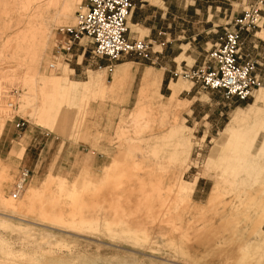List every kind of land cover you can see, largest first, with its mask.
<instances>
[{
	"label": "rangeland",
	"instance_id": "obj_1",
	"mask_svg": "<svg viewBox=\"0 0 264 264\" xmlns=\"http://www.w3.org/2000/svg\"><path fill=\"white\" fill-rule=\"evenodd\" d=\"M65 1L67 0H48L26 9L20 0H0V101H3L0 105L4 109H9L6 105L12 97H15L17 102L15 109L7 112L6 116L0 114V174L5 168L8 173L10 171V180L3 187L2 195L6 199L11 198V189L23 167L28 168L30 174L22 193L12 199L15 204L25 200L27 188L30 185L41 190L42 185L50 176L62 177L69 185L79 179L83 182L80 184V191L81 189L92 191L90 196L84 195L86 202H84L83 209L86 210H81V212L82 215L85 214V218L104 216L112 220L114 216L112 209L115 206L113 207L112 204L108 206L103 199L108 197L105 193L114 191L115 195L120 196L119 200H124H122L123 203L122 201L119 203L127 215L124 220L130 226L129 228L145 229L149 233L148 236L152 237H149L151 239L149 244L140 243L139 245L133 241L134 244L131 239L107 237L102 226L94 231L90 230L91 233L89 230H82L79 233L78 228L75 229L79 232L73 228L68 230L56 224L54 226V224L40 223L37 212L25 211L10 218L0 214V248L1 243H5V246L9 244L10 247L6 246L5 250L9 249L14 253H29L36 250L35 253L32 251L33 254L29 253L32 260H29L27 264H40L39 250L45 251L46 248L56 257L58 255L65 260L72 257L70 260L75 264H91V260L92 264H186L187 262L190 264L187 258L190 255L211 264H246V259L241 257L239 251V246L245 243L249 245L247 252L251 255L256 253L257 245L261 248L259 254L264 255V243H262L264 242V191L258 190L257 182L252 184L253 180L248 178V174L252 172L248 167L252 165L246 164L247 169L240 168L244 164L239 165L229 157L230 145L223 147L221 145L222 131L226 126L232 123L235 127L249 124L243 120H241L243 122H235L233 120L235 112L238 110L248 112L250 109L264 111V59L261 55H256V59L262 62L260 64L253 57L255 53L249 43L251 36H247L248 33L253 34L263 25L262 12L258 27L245 32L241 40L242 57L256 61L255 71L260 78L262 88L254 91V95L244 101L233 100L227 103L218 93L192 84L179 73L182 69L198 64L204 58L210 43L205 44L206 40L200 34L195 35L199 27L191 29L189 34L175 33L174 21L172 22L173 30L167 36V42L165 36L145 37L140 33V38L156 40L155 43L151 42L150 49L153 52V59L157 58L152 63L151 60L132 54L122 55L119 61H130L131 63V70L126 72L122 78L121 75L120 77L116 74L112 75L114 69L113 71L96 69L95 66L89 64L88 53L81 58L77 57L76 50L73 51L69 62L64 61L62 57L59 59V70L49 69L48 63L54 49L56 28L72 23L76 11L81 7L80 0L71 8L69 17L60 19L56 17V11ZM257 1L247 3L245 0H232L233 17ZM219 4L218 0H215L214 5ZM171 6L174 10L175 5ZM189 24L190 27L193 26V23ZM199 25H203V22ZM134 30L135 28L129 25L130 38L138 36L135 35ZM263 33H257V35L264 37ZM163 40H165V45L161 48L158 44H163ZM156 70L160 73L161 82L153 72H149ZM70 82L76 84L71 89L75 91L73 93L75 96L72 94L62 100L58 95L59 87L57 86L62 85L64 90ZM175 90H179L176 101H168L167 98H170ZM260 92L263 93V97L258 99ZM143 101L148 102L152 109H159L160 104L167 106V114L162 116L159 110H156L157 112L154 110L150 115L152 117H147L148 120L153 121L143 130L140 139H136L132 132L118 139V128L122 125L130 126V114L136 105ZM221 111L223 114H220ZM18 121L23 122L20 127L15 126ZM171 127H178L179 133L176 137L168 139L169 142L168 140L163 142L172 144L178 137L183 138L182 141L180 138L182 156L176 162L170 160L169 168L163 173H157L160 172L157 168L158 175L148 176L150 166L159 157L164 156L167 147H163L161 138L169 132ZM262 138L261 134L253 153L256 152ZM118 150L123 152L120 163L127 172V176L124 175L126 177L122 179L116 178V170L108 181L89 184L87 175L100 180L102 172L106 166L111 164ZM188 150L189 153H187ZM187 154L190 155L187 156ZM132 161L140 163L139 170L131 168ZM231 163L237 171L224 172V168L229 167ZM258 163L264 167V157ZM234 173L237 177H234ZM173 175L179 179L178 182L184 185L185 189L179 195L180 201L176 203H174V200H177L176 196L169 193L170 222L167 223V216L165 214L163 216L161 209L160 218L163 221L156 222L159 223L158 225L155 222L150 223L151 220L146 218V213L144 215L145 210L143 213L138 209L135 210L138 206L136 202L139 197L138 192L139 190L149 191L150 183L157 182V179L162 180V184L168 186L171 183L170 176ZM232 181L236 183L231 184ZM258 181L264 182V168ZM215 185L219 186L223 196L215 200L205 214L200 216L191 213L189 210L191 208L184 210V204L188 200L190 205L205 206ZM48 186L44 188L46 193L42 196V200H45V207L53 209V212L51 210L50 212L55 214L57 208L56 213H59L61 206L60 212L63 218L68 221L72 220L70 217L75 207L68 200H65L66 203L62 205L61 203L51 205L48 199L53 193L50 194V192L56 193L58 189L54 183ZM239 194L241 195L240 200L238 199ZM126 196L131 202H125L124 197ZM99 198L100 200H97ZM113 204H116V207L118 205L116 202ZM102 205L103 211L97 209ZM93 207H96V210ZM35 208H38L37 204ZM233 209L235 218L232 213ZM256 211L259 217L248 219V216ZM6 220L13 224V228L2 224ZM20 227L24 230L18 229ZM32 230L34 234L31 233ZM25 234H29L30 240L27 235L24 236ZM61 236L64 242L61 241L62 238L60 240ZM223 238H228L229 242L224 240V243L221 240ZM22 241L24 244H21ZM217 241L223 247L222 249L218 244L216 245L219 247H215ZM54 243L59 246H55ZM183 243L186 248L182 246ZM195 244H198L196 246L199 248ZM210 245H214V249L218 248L217 251L213 250L216 251L215 254L212 251L210 254L207 253L208 255L202 252ZM191 249L194 250L195 255L193 252L191 254ZM183 254L187 255L185 259ZM36 255L39 258L35 257ZM32 256H34V261ZM77 259H80L82 263ZM246 261L247 264H255L250 258Z\"/></svg>",
	"mask_w": 264,
	"mask_h": 264
},
{
	"label": "bare ground",
	"instance_id": "obj_2",
	"mask_svg": "<svg viewBox=\"0 0 264 264\" xmlns=\"http://www.w3.org/2000/svg\"><path fill=\"white\" fill-rule=\"evenodd\" d=\"M45 1H48V0H20L21 3L24 4V7L26 9H29L30 6L32 5H37V4H40V3H43ZM80 0H67L65 2H62L60 4V7L59 9L56 11L57 15L56 17L58 16L60 19H66L67 17H69V14L71 12V8L73 7V5L77 2H79ZM57 2V1H56ZM54 3V2H53ZM31 9V8H30ZM55 18V16H54ZM54 20V19H53ZM44 36H46V34H44ZM101 70H104V69H101ZM106 70V69H105ZM94 82V81H93ZM76 84H73L72 82H70V85H68V87H66L64 90L62 89V85L61 86H57L59 87L58 88V95L59 97L62 99V100H65L66 97L68 96H72V94L75 92L74 90L72 91V87H75ZM84 87H85V84H83ZM87 88V86H86ZM90 88V86H89ZM262 86H260L259 88H257L255 90V92L259 89H261ZM85 89V88H84ZM88 89V88H87ZM179 90H175L172 94V96L170 98H167L168 101H176V97H177V94ZM263 91V90H262ZM148 92V91H147ZM254 92V93H255ZM75 96V94H73ZM254 95V94H253ZM252 95V96H253ZM263 97V93L260 92L259 95H258V99H261ZM10 101H14L17 105V102H16V99L15 97H12ZM3 103V101L1 102L0 101V104ZM7 106V105H6ZM5 107V106H4ZM65 107V106H64ZM68 108V106H67ZM7 109V110H6ZM2 108V106L0 105V114L2 115H5L7 114V112H9L10 110H14V108L12 109H8V108ZM50 109H52L50 107ZM148 109V110H147ZM46 110V109H45ZM158 111L159 113H161V115L165 116L167 114V111H168V107L165 106V105H162L160 104L159 105V109H152L151 105L148 103V102H139L134 111L130 114L131 116V120H130V126L129 127H125V126H120L118 128V133H117V137L118 139H122L124 137L127 136V133L129 132H132L134 134V136L137 138H141L142 136V133H143V130L145 128H147L151 122L153 120H148L147 117L150 116L152 114L153 111ZM5 111V113H4ZM50 111V110H49ZM156 111V112H157ZM47 112V111H46ZM12 113V112H11ZM169 114V113H168ZM156 115V114H155ZM6 116V115H5ZM160 116V114H159ZM174 116V115H173ZM152 117V116H150ZM154 118V117H153ZM178 118V117H177ZM156 120V119H154ZM235 122H238V121H247L249 124L248 125H245V126H241V127H235V125L232 123V124H227L228 126H226V128L222 131V139H221V145L222 147L225 146V145H230V155L229 157L233 160V162H236L238 163L239 165L241 164H244V166L240 167V168H245L247 169V165L246 164H250L252 165L251 167H248V169H251L252 172L250 174H248V178H251L253 181H252V184H255L257 182L258 184V190L260 191H264V182H259V177L260 175L262 174L263 172V166H261V163H258L259 161H261L264 157V111H260V110H254V109H250L248 112H243L241 110H238L237 112H235V117L233 119ZM241 121V122H243ZM177 122V121H176ZM172 125V123H171ZM176 127V125L174 126ZM174 127H171L169 132H167L166 135H164L161 139V141L163 142L164 140H170V138H173V137H176L177 134L179 133V128H174ZM181 134V133H180ZM263 135V138L260 142V145L258 146L257 150L255 153H253L252 151L255 149V145L256 143L258 142V139L260 137V135ZM179 136V135H178ZM182 136V135H181ZM181 138V137H180ZM180 138L178 137V139L176 140L175 138V142L170 144V143H164L163 142V147H167L165 153H164V156L162 155L161 157H159V159H157L156 161H154V163L150 166L149 168V172L148 173V176L149 175H153L154 174H157V173H163L164 171H166L168 168H169V161L172 160V161H177L181 158L182 156V150H181V142H180ZM183 138H181V141H182ZM160 140V139H159ZM168 140V142H169ZM167 142V141H166ZM161 144V143H160ZM126 145V144H125ZM161 147V146H160ZM122 148V147H121ZM130 148V147H129ZM121 150V149H120ZM118 150L115 154V156L113 157V160L111 162V164L109 166H106L105 170L102 172V177L100 178V180L98 181L97 178H93V177H90L89 175L87 179V182L89 181L91 183H103V182H106L109 180V178L114 175L113 173L116 172L117 170V173H115L116 175V178L118 179H122L124 177L127 176V172H125V169H123L121 167V164L120 163V160H121V156L123 154L122 151ZM187 153H189V150L187 151ZM163 154V153H162ZM190 155V154H189ZM187 154V156H189ZM186 156V157H187ZM124 157V156H123ZM167 158V160H166ZM188 158V157H187ZM123 159V158H122ZM232 162V163H233ZM230 164L229 167H225L224 168V172H230L231 171H237L236 168H234L235 166L233 164ZM256 165L255 167H257L255 169V167L253 165ZM131 165V164H130ZM238 165V166H239ZM125 168V167H124ZM131 168L133 170H139L140 168V163H138L137 161H132V165H131ZM157 168H159L160 172L157 170ZM256 170V171H255ZM158 171V172H157ZM255 171V172H254ZM155 172V173H154ZM157 172V173H156ZM10 173V171H9ZM9 173L7 171V168H5L3 170V172L0 174V214L5 216V217H14L15 214H19V213H23V212H37L39 214V220H40V223H48V224H55L58 225V226H61V227H64L66 229H74L76 230L75 228H78L80 230H76L78 231L79 233L82 232V230H86L91 233L92 231L96 230L97 227L102 226V229L106 231L105 234H107V237L110 236V238H127V239H131L132 242H136V244L139 243H142V244H149V240H151L149 237L151 236H148L149 233H147L145 231V229H137V230H134V229H131L129 228L130 226H128V223L124 220V217L127 216L125 215V212H124V209L120 206L122 200H119L118 198L120 197L118 194L115 195V192L112 191V193H109L111 191H107L108 193H105L108 194L106 196L108 197H104V203H106L108 206H110V204H112V206L114 207L112 210H114V216L112 218V220L110 219H107L106 217L104 216H96V217H91V219H87L84 217V215H82L83 213L81 212V210H86V209H83V207H85V197L84 195L86 196H90L92 194V191H81L79 190L80 189V184L83 183L81 182L79 179H77L76 181H74L71 185L67 184L64 179L62 177H57V178H54L53 177H48V179L44 182V184L42 185V189L41 190H37V188L34 187V185H30L28 188H27V194L25 195V200L24 201H21L19 202L18 204H15V202L12 201L13 197L11 196L10 199H6L3 197L2 195V192H3V187L8 183V181L10 180V176H9ZM85 174V173H84ZM126 175V176H124ZM158 175V174H157ZM160 175V174H159ZM162 175V174H161ZM172 175V174H171ZM234 177H237L236 173H234ZM150 176V178H152ZM223 176V175H222ZM80 178V177H79ZM84 178V176L82 177V179ZM171 178V183L168 185V186H165L163 185V181L162 180H159L157 179V182H151L150 183V189L149 191H141L139 190L138 192V199H137V204L139 206V208H136L138 206L135 207V210L138 209V211H142L141 213H143V211L145 210L144 212V215L146 213V218H148L150 221V223H156V222H160L163 221L161 218H160V213L163 212V216L165 214V216H167V223L170 222V216H169V193L170 194H173L176 196V199L177 200H174V203H176V201L178 202V200L180 201V197L179 195L182 194V191L185 189L179 182L175 175L173 176H170ZM170 178H169V181H170ZM246 178V179H248ZM84 180V179H83ZM94 181V182H93ZM56 184V188L58 189V191H56V193L54 192H50L53 193V195L51 194V196L49 197L48 199V202L51 204V205H57V204H60L62 205V203H66V201L68 200L75 208L73 209V212H72V220L68 221L66 220L65 218H63L61 212H60V209L62 208L60 205V209L58 210L59 213H56L57 212V209L55 211V214L54 213H51L50 210L53 212V209H49V208H46L45 207V200H42V196L44 193H46V191H44V188L46 187H49L48 185H52V184ZM85 183V181H84ZM236 183L235 181H232L231 184H234ZM120 184H123V183H120ZM98 185V184H97ZM103 185V184H102ZM55 186V185H54ZM53 186V187H54ZM107 186V185H106ZM87 187V186H86ZM94 187V186H93ZM124 187V185H123ZM122 187V188H123ZM97 188V187H96ZM142 188V187H141ZM89 189H91L89 187ZM101 189V188H99ZM84 190V189H83ZM104 192V191H103ZM118 192V191H117ZM123 193H128L127 191H122ZM83 193V194H82ZM91 193V194H90ZM137 193V192H136ZM90 194V195H89ZM121 194V193H120ZM102 197H103V193L100 194ZM128 195V194H127ZM79 196V197H78ZM93 196V195H92ZM223 194L221 193V190L219 188L218 185H215L213 190L211 191L210 195H209V199L206 203L205 206H197V205H190L191 203L188 201H186V204H184V210L185 208L186 209H189L191 211V213H194V214H199L200 216H202V214H205V212L209 209V207L213 204V202L215 200H217L218 198L222 197ZM78 197V198H77ZM132 196H130L131 198ZM137 197V195H136ZM48 198V197H47ZM92 198V197H91ZM125 198V202L129 203L130 199L128 196L124 197ZM135 199V198H133ZM188 199V198H187ZM238 199L240 200L241 199V195L239 194L238 196ZM15 200V199H14ZM66 200V201H65ZM97 200H100L97 199ZM183 200V199H181ZM63 201V202H61ZM116 202L118 205L116 207V204L114 205L113 202ZM124 201V200H123ZM122 201V203H123ZM134 201V200H133ZM131 202V201H130ZM241 202V201H240ZM88 203V202H87ZM90 203V202H89ZM98 203V202H97ZM101 203V202H100ZM158 203H159V207L158 206ZM36 204L38 205V208L36 209L35 206ZM87 205V204H86ZM130 205V204H129ZM107 206V207H108ZM123 206V204H122ZM64 207V205H63ZM106 207V206H105ZM163 207V208H162ZM53 208V207H52ZM65 208V207H64ZM91 208V207H90ZM112 208V207H111ZM94 210H96V207H93ZM97 209H99L100 211H103L104 210V207L103 205L100 206L99 208L97 207ZM163 211H162V210ZM55 210V209H54ZM107 210V209H106ZM254 210V209H253ZM89 211V210H87ZM90 211H92V209H90ZM137 211V210H136ZM162 211V212H160ZM165 211V212H164ZM189 211V212H190ZM239 211V210H238ZM237 211V212H238ZM86 212V211H85ZM109 212V211H108ZM236 212V210H235ZM264 212V210H263ZM262 212V213H263ZM63 213V211H62ZM132 213V211H131ZM138 213V212H137ZM140 213V212H139ZM233 217L235 216L234 215V209H233ZM134 214V213H133ZM112 215V214H111ZM178 215V214H177ZM232 215V214H231ZM249 215V214H248ZM17 216V215H16ZM230 217V216H229ZM237 217V216H236ZM256 217L258 218L259 217V213L258 211L254 212L253 215H249L248 216V219L249 218H255ZM145 218V219H146ZM194 218H195V215H194ZM231 218V217H230ZM235 218V217H234ZM233 218V219H234ZM144 219V218H143ZM176 219V218H175ZM228 219V218H227ZM230 220V219H229ZM251 220V219H250ZM9 221V220H8ZM8 221L6 220V222H2V224L5 226V227H11L13 228V224H10L8 223ZM165 222V221H164ZM175 223V222H174ZM159 224V223H158ZM156 223V225H158ZM39 225V224H38ZM43 225V224H41ZM190 225V224H189ZM16 226V225H14ZM25 226V225H24ZM44 226V225H43ZM142 226V225H141ZM174 226V225H173ZM29 228V227H28ZM43 228V227H42ZM51 228V227H50ZM142 228V227H140ZM176 228V227H175ZM18 229H21L18 228ZM27 229V228H25ZM33 229V228H31ZM101 229V230H102ZM136 229V228H135ZM152 229V228H151ZM159 229V228H158ZM24 230V229H23ZM21 229V231H23ZM30 230V228L28 229ZM27 230V231H28ZM92 230V231H90ZM100 230V229H99ZM204 229H202L203 231ZM26 231V232H27ZM83 231V232H84ZM151 231V230H150ZM95 232H99V231H95ZM103 232V231H102ZM24 233V232H23ZM30 233V232H29ZM33 233V230L32 232ZM104 233V232H103ZM263 233V232H262ZM34 234V233H33ZM104 234V235H105ZM27 234H25L24 236L26 237ZM29 235V234H28ZM27 235V238L30 237ZM103 235V234H102ZM168 235V233H167ZM187 235V234H186ZM37 236V235H36ZM58 238V236H56ZM63 236L60 237V240ZM105 237V236H104ZM152 237V236H151ZM169 238V237H168ZM34 239V238H33ZM66 239V238H64ZM70 239V238H68ZM228 239V238H227ZM227 239H221L223 242L224 240L227 241V243L229 242V240ZM28 240H30L28 238ZM48 240V239H46ZM44 240V241H46ZM50 240V239H49ZM59 240V239H58ZM67 240V239H66ZM125 240V239H124ZM220 240V241H221ZM26 241V239L24 240ZM62 242H64L63 238L61 240ZM73 241V240H72ZM76 241V240H75ZM173 241V240H172ZM2 242V241H1ZM39 242V241H38ZM42 242V241H41ZM58 242V241H57ZM67 242V241H66ZM77 242V241H76ZM119 242V241H118ZM131 242V241H129ZM131 242V243H132ZM133 242V243H134ZM151 242V241H150ZM182 242V241H181ZM219 241H217L215 243V247L218 246ZM23 243V241L21 242V244ZM28 243V242H27ZM30 243V242H29ZM43 243V242H42ZM60 243V241L58 242ZM57 243V244H58ZM71 243V242H69ZM68 243V244H69ZM132 243V244H133ZM177 243V242H175ZM174 243V244H175ZM179 243V242H178ZM177 243V244H178ZM225 243V242H224ZM262 243H264L262 241ZM24 244V243H23ZM36 244V243H35ZM34 244V245H35ZM38 244V243H37ZM46 244V243H45ZM55 244V243H54ZM66 244V246L68 245ZM135 244V243H134ZM141 244V245H142ZM188 244V243H187ZM186 244V245H187ZM218 244V245H216ZM9 244H6L7 247ZM11 245V244H10ZM32 245V246H34ZM72 245V243H71ZM172 245V244H171ZM176 245V244H175ZM182 245V244H181ZM185 245V246H186ZM198 245V244H195V246ZM227 245V244H226ZM1 248H0V264H27L29 260H32V258H30V252L31 254L32 251H35L36 250H32L30 251L29 253H26V252H19V253H14L12 252L11 250L9 249H6V246H5V243H1ZM21 246V245H20ZM36 246V245H35ZM53 246V245H51ZM55 246H59V245H56ZM70 246V244H69ZM74 246V245H73ZM100 246V245H99ZM147 246V245H145ZM154 246V245H153ZM170 246V245H169ZM184 247V243L182 245ZM214 246V245H213ZM212 245L210 246H207L205 248L204 253H209L212 251L214 254L216 251L214 252L213 250L214 247ZM220 246V245H219ZM218 246V247H219ZM224 246V245H223ZM256 246V245H255ZM61 247V246H60ZM148 247V246H147ZM173 247V246H171ZM176 247V246H174ZM191 247V246H190ZM197 247V246H196ZM203 247V246H202ZM221 247V246H220ZM249 247V245L247 243L245 244H242V246H239V251L241 253V257L246 259L247 258H250V260H252V262H254L255 264H264V255H261L259 254V251H260V246L257 245L256 246V253L251 255L250 253H248L247 251V248ZM10 248V247H9ZM34 248V247H33ZM50 248V247H49ZM54 248V247H53ZM56 248V247H55ZM58 248V247H57ZM63 248V246H62ZM150 248V247H149ZM178 248V246H177ZM180 248V247H179ZM186 248V247H184ZM189 248V247H187ZM199 248V247H197ZM223 247H221L222 249ZM23 249V248H22ZM45 249V248H44ZM65 249V248H64ZM68 249V247L66 248ZM73 249V248H72ZM148 249V248H147ZM220 249V248H219ZM220 249V250H221ZM246 249V250H245ZM47 248L45 249V251L43 250H39V254L41 257L40 260H38L40 262V264H75V263H72L71 262V258L72 257H69L70 259L69 260H65V259H62L60 257H57L52 255V253L50 251H46ZM53 250V249H52ZM63 250V249H62ZM182 250V249H181ZM184 250V249H183ZM189 250V249H188ZM192 250V249H191ZM196 250V249H195ZM59 251V250H58ZM68 251V250H67ZM70 251V250H69ZM175 251V249L173 250ZM200 251V250H199ZM38 252V250H37ZM61 252V251H60ZM72 252V251H71ZM180 252V251H179ZM188 252V251H187ZM192 252L194 253L195 255V252L194 250L191 251V254ZM198 252V251H197ZM212 253V254H213ZM62 254V253H61ZM71 255V254H70ZM73 255V253H72ZM188 255V253H187ZM186 255V256H187ZM205 255V254H204ZM208 255V254H207ZM206 255V257H207ZM180 256V255H178ZM184 256V254L182 255ZM184 256V259L185 257ZM33 257V261L35 260L34 259V256ZM35 257H38L37 255ZM38 257V258H39ZM80 256H78L79 258ZM181 257V256H180ZM203 257V256H202ZM205 257V256H204ZM37 258V259H38ZM65 258V257H63ZM182 258V257H181ZM188 258V261L190 264H211L210 262H202L201 260H198V258L196 257H193L192 255L190 256H187ZM36 259V260H37ZM68 259V258H67ZM81 259V258H80ZM79 259V260H80ZM197 259V260H196ZM205 259V258H203ZM202 259V260H203ZM74 260V259H73ZM78 260V259H77ZM76 260V262H77ZM78 260V262H79ZM85 260V259H84ZM183 260V259H182ZM245 260V263L247 264V261ZM38 261H35L37 263H39ZM89 262V260H87ZM86 261V262H87ZM96 261V260H95ZM186 260H184L185 262ZM32 262V261H31ZM75 262V261H74ZM81 262V260H80ZM84 262V263H86ZM82 263V262H81ZM188 263V262H187ZM186 263V264H187ZM214 263V262H213ZM225 263V262H224ZM32 264V263H31ZM80 264V263H79ZM89 264V263H87ZM91 264H92V260H91ZM215 264V263H214ZM219 264V263H218Z\"/></svg>",
	"mask_w": 264,
	"mask_h": 264
},
{
	"label": "built area",
	"instance_id": "obj_3",
	"mask_svg": "<svg viewBox=\"0 0 264 264\" xmlns=\"http://www.w3.org/2000/svg\"><path fill=\"white\" fill-rule=\"evenodd\" d=\"M263 3L264 0H258L234 16L225 24L201 62L179 73L192 84L218 93L227 103L251 97L261 81L255 71L256 61L242 57L241 31L258 27ZM132 7L131 0H81L73 22L55 30L48 68L59 70V59L62 57L69 62L75 48L79 50L77 57L83 58L88 53L89 64L98 70L113 71L116 62L126 54L155 62L157 57L153 59L151 40L128 35L127 19ZM100 60L106 62L103 64ZM7 106L15 109L16 103L9 101ZM21 124L23 122L18 121L15 126ZM29 174L28 168H21L11 189L13 198L22 193Z\"/></svg>",
	"mask_w": 264,
	"mask_h": 264
},
{
	"label": "crops",
	"instance_id": "obj_4",
	"mask_svg": "<svg viewBox=\"0 0 264 264\" xmlns=\"http://www.w3.org/2000/svg\"><path fill=\"white\" fill-rule=\"evenodd\" d=\"M133 2L132 11L127 21V27L131 25L135 28L134 33L140 38L139 35L142 33L145 37L148 36H165L166 42L168 37L172 33V22H175V33L177 34H189L191 29L198 28V32L195 35L200 34L204 40V43H210V46L217 40L218 35L222 32L223 27L227 22L233 18L232 12V0H218L219 5H214L215 0H131ZM247 3L254 2L255 0H245ZM171 5H175L173 10ZM263 11L262 16L264 20V3L262 5ZM224 20V21H223ZM193 23L190 27L189 23ZM203 22V25L199 23ZM201 26V27H200ZM245 30L241 31V40ZM264 32V22L261 28L257 29L255 32L248 33L247 36H251L249 39L250 48H253L255 53L253 56L255 59L256 55H261L264 59V37L257 35ZM219 33V34H218ZM264 34V33H263ZM128 35L130 33L128 31ZM213 36V37H212ZM135 36H133L134 38ZM144 38V37H143ZM151 42L155 43L156 40L149 39ZM85 41V39L83 40ZM158 45L163 48L165 45V40ZM186 44V43H180ZM210 46L207 48H210ZM78 52V48H75ZM258 63H262L259 59H256ZM103 64L105 60H100ZM201 61V60H200ZM199 61V62H200ZM79 62V61H78ZM198 62V63H199ZM79 65V64H77ZM131 70L130 61H117L114 67V72L112 75L116 74L121 78L126 75V72ZM153 72L159 78L161 82L160 73L156 71ZM124 75V76H123ZM155 80V79H153ZM154 82V81H153ZM155 82H157L155 80ZM153 84V83H152ZM220 96V95H219ZM221 97V96H220ZM225 106L224 102H222ZM220 114H223L221 111Z\"/></svg>",
	"mask_w": 264,
	"mask_h": 264
}]
</instances>
